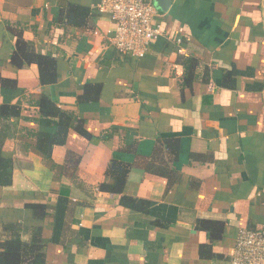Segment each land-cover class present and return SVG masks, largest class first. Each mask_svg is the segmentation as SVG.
I'll list each match as a JSON object with an SVG mask.
<instances>
[{
  "label": "crops",
  "instance_id": "crops-1",
  "mask_svg": "<svg viewBox=\"0 0 264 264\" xmlns=\"http://www.w3.org/2000/svg\"><path fill=\"white\" fill-rule=\"evenodd\" d=\"M100 1L0 0V109L18 113L0 121V242L40 234L46 264H227L239 231L264 225V0H175L140 59L117 54ZM69 5L84 25L60 20ZM41 96L91 139L72 127L46 160L37 135L58 130ZM113 160L121 195L99 190Z\"/></svg>",
  "mask_w": 264,
  "mask_h": 264
},
{
  "label": "trees",
  "instance_id": "trees-1",
  "mask_svg": "<svg viewBox=\"0 0 264 264\" xmlns=\"http://www.w3.org/2000/svg\"><path fill=\"white\" fill-rule=\"evenodd\" d=\"M88 10L81 6L69 5L65 7L60 13V20L62 22L71 24L74 26H82L85 24V20L88 16ZM24 46L25 43L19 41V46ZM34 61L40 69V81L43 85H50L57 81V75L55 72V63L53 59L49 57L37 56ZM38 107L40 108L41 116L44 119H56V125L58 133L54 135L39 134L37 135L38 141L41 143L38 149L41 150L43 157L50 161L51 150L55 145H63L65 143L68 130L70 128L76 129L82 136L87 139H91V134L87 132L84 124L78 120L73 114L66 111H62L58 108L50 98L47 96H41L38 101ZM18 113L15 111V107L4 106L0 109V121L10 115L15 116ZM112 133L105 134L102 139L108 140L112 137ZM12 161L5 159L0 152V186L7 187L11 185L12 173L10 168L12 167ZM129 173L128 166L116 160H113L106 172V181L102 183L99 190L108 192L111 194L121 195L123 193L127 176ZM122 199V204H126V199ZM66 204L65 199H61L58 203L55 214V227L60 226L64 218V209ZM130 205V204H129ZM34 209H45L44 205H34ZM205 224L208 227L211 223L200 222L199 225ZM56 236V233H55ZM0 264H46L45 260V244L40 234H36L32 237L29 243H25L21 240L20 234H15L12 238L6 239L0 242ZM201 257L205 256L204 250H200Z\"/></svg>",
  "mask_w": 264,
  "mask_h": 264
},
{
  "label": "built area",
  "instance_id": "built-area-1",
  "mask_svg": "<svg viewBox=\"0 0 264 264\" xmlns=\"http://www.w3.org/2000/svg\"><path fill=\"white\" fill-rule=\"evenodd\" d=\"M97 10L110 18V43L123 58L145 57L162 36L159 11L152 1L101 0ZM227 264H264V225L239 231Z\"/></svg>",
  "mask_w": 264,
  "mask_h": 264
},
{
  "label": "water",
  "instance_id": "water-1",
  "mask_svg": "<svg viewBox=\"0 0 264 264\" xmlns=\"http://www.w3.org/2000/svg\"><path fill=\"white\" fill-rule=\"evenodd\" d=\"M175 0H154L153 4L157 10L167 13Z\"/></svg>",
  "mask_w": 264,
  "mask_h": 264
}]
</instances>
